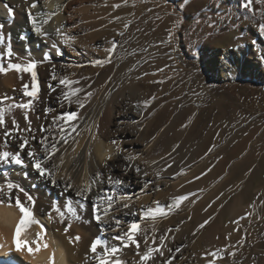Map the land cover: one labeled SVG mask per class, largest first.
<instances>
[{
  "label": "rangeland",
  "instance_id": "374dc122",
  "mask_svg": "<svg viewBox=\"0 0 264 264\" xmlns=\"http://www.w3.org/2000/svg\"><path fill=\"white\" fill-rule=\"evenodd\" d=\"M116 1L97 0L95 3H88L87 19L96 21L104 18L109 14L103 9L105 2H113L112 5H114L118 4ZM147 1L151 3L150 7L140 12L141 4ZM52 2L57 6L55 11H41L40 13L47 15L36 16L43 32L47 33L46 36L56 28L53 23L59 14V7L72 4L74 0L45 1L47 6H50ZM243 3L244 0H126V16L129 18L126 19L128 25L126 28V52L116 54L113 61L118 70L124 65H126V70L123 72L117 70L118 73L108 82L109 88L105 92L103 103L96 111L93 107L84 113L80 109L78 110V105L75 102L71 104L75 106L72 111H78V117L82 116L83 122L90 113L101 114L112 104L123 101L121 97L124 95L126 106L139 109L141 113L140 118L127 123L128 127L137 130V139L143 148L145 147L144 152L133 153V157L137 155L136 157L141 161L144 158V163L156 159L159 162V176L156 178H159L161 183L165 180L168 181L180 171L186 172L185 176H182V180L187 179L195 172L187 185L182 188L181 194L179 193L180 195L193 194L187 199L188 202L192 201V210L198 205H204L205 198L203 196L205 193L209 194L213 191L211 189L213 185L210 182L212 187L209 183L206 184V180L210 171L215 168L214 156H217L221 150L226 149L234 141L245 143L241 155L234 161V164L251 159L252 172H257L258 176L253 186L252 200L245 202L239 208L238 215H234L232 208L227 210L222 222L221 234L210 233L205 238L200 237L204 228L198 230V226L203 223L201 219H205V214L211 209L210 203H207L208 205L196 215L189 232L180 233L184 223L179 224L176 229L172 227L170 232L164 227L165 220H161L159 227H156L157 225L151 218L152 221L149 218L139 217L140 221L137 222L140 225L148 223L147 225L150 226V231L147 233L149 236L147 243L149 244H144L145 238L143 237L145 236L142 233L137 232L135 236V239L140 243V254L146 251V247L155 246L150 245V239L155 236L156 243L159 244V237L164 235L166 236L165 248L168 244V249L173 251L176 248L181 249L176 253L178 264H205L206 260L202 258L204 253L217 249L221 250V255L224 258L216 260L215 264H264V33L259 31V25L264 24V0H253L249 8L243 7ZM119 8L112 7V10L117 11ZM34 9H31V12ZM0 12L4 18L8 17L6 8L1 9ZM52 13L55 15L51 16L49 23L43 24L42 20L47 19L48 15ZM76 16H79L78 21L83 18L80 14ZM23 19H25L24 16ZM142 22L144 25L142 32L146 34V39L144 42H139L140 30L137 27ZM132 26L136 27V31L129 37ZM57 28L60 29V36L67 33L66 24H57ZM75 30L77 29L73 27L72 31L75 32ZM169 33H171V38ZM11 34L14 33L11 32ZM46 36L41 37L45 39L43 41H47ZM120 40V38H115L113 41L118 43ZM80 49L73 52L66 48L57 59L58 66L68 70L71 64L80 61L82 57L87 59L84 47H80ZM80 51L83 53L81 54ZM28 52L23 51L19 56H24ZM5 54L7 55V51ZM22 56L16 59L13 55L11 62L23 64ZM5 60L9 62L8 57ZM35 63L37 64L36 71H39L42 62L36 61ZM144 73H148V75H144ZM152 81H156V83ZM58 85L57 90L60 89L61 94L66 91L63 85L59 83ZM42 89V82H39V93L41 94H43ZM40 96L42 97V95ZM153 96L155 99H152ZM26 99L27 97L11 96L3 105H0L6 112V124L0 126V141L5 137L6 129L12 128V119L24 114V110L19 108L13 107L9 111L10 105L26 102ZM41 101L42 99H38L37 102H34L33 112L35 121L38 123L31 122L32 128H41L45 122L44 118L50 114L49 112L46 115L44 110H40ZM145 101H150V103L145 106ZM62 102L69 105L66 101ZM22 128H27L26 122ZM167 128H172L171 137L169 134H164ZM116 144L123 155L131 154L132 156V152H129L122 143L123 146L120 144V140H116ZM113 145L115 150L117 145L114 143ZM150 147H153L151 152L149 151ZM0 150L5 149L0 147ZM138 153L140 154L138 155ZM187 158L189 161H185ZM187 162L189 165H186ZM168 165L171 167H167ZM25 167V162L23 166L0 163V188L4 189L3 198H7L8 183L22 188L21 184L15 180V173L24 170ZM209 169L211 170L208 171ZM186 170H191V172ZM231 170L232 165L227 166L221 179H226ZM173 172L176 173L173 174ZM201 173L206 174L202 176ZM28 175L24 178L26 181V190L24 191L28 195L31 193L32 201L26 203L24 193L20 192L19 194L22 196L20 199H24L26 207L32 206L35 209L40 202L39 208L46 210L48 216L54 215V212L58 213L54 204L49 209V205L42 203L39 197L43 192V196H47L48 193L45 189L40 190L39 183L33 180L30 173ZM186 176L187 178H185ZM29 177L31 179H28ZM58 178L63 180L65 176L61 175ZM173 182H171L172 185L179 183V181ZM161 189L162 187L157 189L156 193H159ZM16 190L18 191V189L13 190L14 193ZM141 190L135 192L121 190L117 193L120 195L116 194L114 198L122 204L129 203L134 206L139 214L150 206L155 207L153 201H159L161 206L163 203V206L169 204V201H165V203L161 199H157L152 192H141ZM179 194L178 196H180ZM122 195L130 196L131 199L121 200L120 196ZM53 203L62 210L61 206L63 207V205L59 204L57 197H54ZM6 205L8 204L6 203ZM6 205L3 204V206ZM12 205H15L14 202ZM145 219L148 221L146 222ZM66 220L62 222V225L53 221L52 225L62 228L65 232V227L70 223V235L68 234L69 230L65 234L68 237V243L73 245L77 241L73 239L72 242L69 238L73 227H78L79 224L77 220L69 217ZM119 221L118 228L115 227L116 224L113 225L114 237L116 234L121 236L129 230L130 223L122 219ZM45 228L44 233L47 237L48 228L51 227L45 226ZM79 235L75 234L72 238ZM79 237L78 242H83L81 235ZM242 238L244 239L242 240ZM93 239V237L86 239L85 256L87 253L89 254L86 257H81L82 260L77 264H97V261L90 259L92 253L88 251ZM114 240L116 241V239ZM117 241L121 246V241L120 244L119 240ZM229 245L232 247L224 251ZM121 250L124 255L123 261H126L127 264H139V255L135 245L121 247ZM233 251L236 253L235 256L229 255ZM7 258L9 259L7 256L0 257V260L8 261Z\"/></svg>",
  "mask_w": 264,
  "mask_h": 264
},
{
  "label": "bare ground",
  "instance_id": "6f19581e",
  "mask_svg": "<svg viewBox=\"0 0 264 264\" xmlns=\"http://www.w3.org/2000/svg\"><path fill=\"white\" fill-rule=\"evenodd\" d=\"M45 1L46 0H37V7L34 9V11H32V13L36 14L40 13L41 11L44 12L46 10H56L57 6L54 2H52L50 6H47ZM96 1L97 0H74L72 4L62 5L61 7H59V14L53 25L57 28V24H66L68 27L67 33H65L63 36H60L56 31L57 29L53 27L54 31L50 35L45 37L47 38V41H43L45 39L41 38L42 36L37 35L33 31L32 24L30 23L28 18L30 5L32 4L33 0H0V11L1 9L5 8V2H7L8 5L13 7L14 9V18L12 20H10L9 17L4 18L0 12V24L4 25L3 35L5 38L4 42L0 44V53L4 54L2 63L5 67L8 64V61L5 60L7 58L5 52L8 50L9 46L11 47V50L16 59L22 56H19L21 52L29 51L26 55L22 56L23 64L36 61L42 62V65L40 64L41 69L37 71L38 83L42 82L43 85V94L39 93V99H42L40 110L45 111L49 108L53 109V111L50 112L49 116H46L44 118L45 120H43L45 121L43 122V126L46 129H48V126L52 123L53 116H58L61 112H68L75 109L74 105L69 106L64 103L63 107H61L60 101L62 94L59 92L60 89L57 90L60 79L67 77L71 80H77L79 81V84L73 85V87L83 88L85 92H93V95L85 103V107L80 109L81 112L87 113V111H89L93 107H95V111L100 108L101 104L103 103L105 92L109 88L108 82H110V80L115 77L118 71L123 72L126 70V65L118 70L117 66L113 62L114 58H116V54L120 52H126L127 34L125 25L126 19L128 18L126 16V2L125 0H117L116 2H118V4H121V7L117 11L112 10L111 5L113 2H105L103 9L109 12V14H107L100 20L89 21L87 19V9L89 5L88 3H95ZM103 1L105 0H102V2ZM150 5L151 3L149 1L144 4L142 3L140 12L141 10L143 11L144 9H148ZM79 14L82 15L83 18L78 21L77 19H79V16L76 15ZM23 16L25 17V19H23ZM116 17H119V19H115ZM37 23L40 24L39 22ZM143 26L144 25L142 22V24L137 27V29H139L141 32V34L139 32L138 36L139 42H144L146 39V34L142 32ZM73 27L77 29L75 30V32L72 31ZM135 28L136 27L132 26V31L129 33V37L134 35L136 31ZM11 32H13L14 34L12 35ZM119 33H122V35ZM115 38H120L121 40L118 41V47L111 54V62H105L102 65L97 64V61H106L108 59L109 53L106 51V49L111 48L112 42L113 40H115ZM66 39H69L68 43H65ZM80 47H84V50L86 52L84 53L87 55V59L82 57L80 61H76L75 63L71 64L68 70H66V68L65 70L61 69L58 66L57 61V59H59L61 55V52H64L66 48H69L71 51L76 52L78 51V49H80ZM53 59H55L56 61L53 62ZM53 65H55L54 69ZM53 74L56 75V80L51 79ZM22 75L23 80H21L19 78V74L14 71H9L7 75L0 74V96L3 97L4 95H7L8 98H10L11 96L19 98L24 97L22 95L21 84H30L31 79L30 75L27 73H24ZM49 84L56 86L55 92L50 93L48 87ZM136 89L134 90L136 91ZM40 95H42V97ZM79 95L83 100L84 93L82 92ZM58 98H60L59 101ZM121 98H123L122 100L124 102L121 101L117 102L116 104H112L109 109L104 110L101 114L93 112L90 113V115L87 116L85 121L83 122L82 116L79 117V122H69L78 124V131L80 135L76 136L75 133H72V136L75 137L78 143L73 144L72 139L70 138L68 144H58L57 146L60 150L44 165L46 168L53 172L55 183H53L52 179L48 176H41L34 169L33 160L27 155L29 150L34 149L38 156L44 157L45 151L44 147L40 144V138L41 136H48L50 139L52 137H56L58 139L59 133L57 132L55 125H53L51 129L45 132H41V128L37 127L32 128L31 132L15 133L16 136L23 135L25 138L29 139V145L23 151H20L18 147L19 143L21 142L20 139H9L7 145L4 144L5 137L1 139L0 147L12 152L20 151V155L25 162L26 167L24 170H16V182L20 183L22 189L26 190V181L24 180V178L25 176H29L28 174L30 173L33 180L39 183V187H37L40 190L45 189L48 193L47 196H43L44 192L42 193L43 195L41 194L40 197L38 196L39 198H41L40 200L42 201V203L49 205L48 208L53 206V204L56 207L57 205L53 203V199L54 197H57L58 202H60L59 204L63 205V207L61 205L59 206H61L62 211L65 213V216L62 220L60 214L55 213L54 211V215L48 216V213L46 214V210L39 208V206H41L40 202L38 207H36L35 209H33L32 206L29 207V209L33 213V217L36 223H33L22 234V238L24 240H27L31 244L33 249L36 248V243H34L35 241L38 240L40 244L39 251H34L30 254L26 248L22 251H17L13 243L15 227L21 215L19 209L14 207L15 205L8 206L6 205V203V206H0V244L3 245V247L0 248V257H9V259L7 258L8 261L0 260V264H6V262L7 264H50V257H53V254L54 264H77L80 260H82L81 257L83 258L87 251L86 239H90L92 237L94 239L99 237L103 240H106L109 246H119L117 243L118 241L116 240V242L113 238L115 231L112 229H114L113 225H115V220L122 219L127 223L137 222L140 221L138 220L139 217H144L142 216L143 211L141 212V214H139L132 205H130V207L128 208H124L122 207V202H119L114 198L115 202L112 209H110L108 216L102 215L101 224H98L93 218V202L97 197H103L105 195V190H108L109 195H113L114 197H116V194L121 190L123 192H135L137 190L143 189L146 182H150L148 184V189L145 190V192H152L157 197V199H161L164 202L169 201L170 203L173 198L178 196L179 193L181 194L182 188L187 185V183L192 178L193 173L195 172H193L190 176L188 175V178L186 176L185 178L187 179H184L183 177L184 180H182L181 178L186 172L180 171L174 177H171V172V178H169L168 181L165 180V182L167 183L163 182V184L161 183V180L159 178H156L157 173L159 172V162L156 159L148 162L145 161L144 163V158L142 159L143 161H141L138 159V157H136L137 155L133 157V153L135 154L136 152H144L145 147L143 148V146L137 139V130L130 126L128 127L127 123L133 121L136 118H140L141 113L139 109H135L131 106L129 107V105L126 106V98L124 95H122ZM83 116L85 115L83 114ZM28 118L31 122H33V124L38 123L35 121V115L33 111L29 112ZM15 120L20 125V128L23 129L22 126L25 124L24 114L17 116ZM95 125H98V130L96 129ZM90 128L92 133L95 135L94 139L90 137ZM171 129L172 128L165 129L164 134H169V137H171ZM33 137L35 138L33 139ZM116 140H120V144L122 143L124 147L129 150V152H132V156L131 154L127 156L123 155L122 151L117 152V147L114 150V145L112 142ZM244 144L245 143L243 142L237 143L234 141L226 149H223V151L221 150L217 154V156H214L216 165L215 168L210 171L206 180V184L210 182L211 185H213L212 187L209 183V185L212 187L209 188H211L213 191L209 194L205 193L206 197L205 195L203 196L205 198L203 200L204 205H198L194 210H192V201L188 202V200H185L181 203L179 208L167 210V215L165 217H157L155 219L156 221L153 222L157 225L156 227H159V223L161 220H165L164 227L167 231H169V229H171L172 227L176 229L179 224L184 223V225L181 227L180 233L189 232L191 223L196 218V215L201 210H203L206 205H208L207 203H210L211 209H209V211L205 214V219H201V221L203 222L205 220H209V223L202 230L200 237L205 238V236H208V234L210 233H213L214 235H217L218 233L221 234L222 222L224 220V217L226 216L227 210L232 208L234 215H238L239 208H241V206L245 202L252 200L254 190L253 186L256 178L258 177L257 172H252V161L250 162L251 159H248L242 163L234 164V161L238 158L239 155H241L240 153ZM115 145L117 144L115 143ZM73 147H75V151H73ZM152 149L153 147H150L149 151L151 152ZM139 154L140 153H138V155ZM108 155H111L112 157L110 160L107 159ZM61 156H63L64 161L62 165L60 164ZM125 157H131V159H125ZM187 159L185 161H189V159ZM53 165H57L58 167L53 168ZM186 165H189V163ZM231 165V173L226 179L222 180L221 178L227 166L229 167ZM137 167L140 169L139 172L136 171ZM19 168L21 169V167ZM189 171L191 172V170ZM98 173L101 174V181H96ZM145 173L147 175H145ZM175 173L176 172H173V174ZM61 175L65 176V179H59L58 177H60ZM109 177H111L112 181L119 179L123 183L121 185H115L113 183L110 188ZM28 179L31 178L29 177ZM173 181H179V183L177 182L176 185H172L171 182ZM89 184H91V190L85 193V196L82 197L77 195L78 192H80L82 189H85ZM190 185L193 186L192 184ZM194 185L196 184L194 183ZM160 187H162L161 191L159 193H156V190ZM36 192L40 193L39 191ZM21 200L24 201V199L22 198ZM25 200L27 203L26 197ZM103 206L106 205H102V207ZM70 208L75 210L79 214L80 219H77L72 215L71 211H69ZM172 211L175 213H173ZM68 217L74 219L75 221L77 220V223L79 224L78 227H73L71 237L75 234H80L83 242H74L75 244L73 245L69 244L68 237L65 234L64 230L57 226L55 227V225H52L53 221L62 225V222L65 221ZM210 217L211 219H209ZM149 220L151 219L149 218ZM147 224L140 225V228L137 232L142 233L145 236V234L150 231V226H148ZM45 226L51 227L48 228L49 231L47 232V237H45L44 233L46 231ZM102 226L105 231H101ZM69 232L71 231L69 230L68 234ZM115 236L117 237L118 235L116 234ZM147 237L149 238L148 234ZM44 244H47L46 248L43 246ZM151 244H153V239H150V245ZM168 247L169 245L167 244L165 248V257L173 255V253L167 251ZM173 252H175V250ZM118 255L120 259L123 260L124 255L122 250H120ZM91 257H93V254L91 255ZM91 257L90 259H92ZM177 257L178 256L175 253V258L172 260V264L179 263ZM147 264H162V258L158 255H154L153 260H150L149 262H147Z\"/></svg>",
  "mask_w": 264,
  "mask_h": 264
},
{
  "label": "snow or ice",
  "instance_id": "6c2138e0",
  "mask_svg": "<svg viewBox=\"0 0 264 264\" xmlns=\"http://www.w3.org/2000/svg\"><path fill=\"white\" fill-rule=\"evenodd\" d=\"M126 2V0H125ZM253 0H244L243 7L249 8L252 4ZM4 7L7 9L8 17L10 20L14 18V9L13 7L9 6L7 2L4 3ZM37 7V0H33L32 4L30 5L29 9V21L32 24L33 31L40 36H46L47 33L43 32L41 24L37 23L36 16L37 15H47L44 13H36L33 14L31 12V9ZM114 9L121 7V4H114L112 5ZM55 15V13H52L51 15H48L47 19H43L42 23L47 24L49 23L51 16ZM115 19H119V17H116ZM128 25H125V28H127ZM3 28L4 25L0 24V44L4 42V35H3ZM57 33L60 32V29L57 28ZM259 31L261 33H264V24L259 25ZM122 35V33H119ZM169 37L171 38V33H169ZM70 39V38H69ZM69 39L65 40V43L69 42ZM118 47V43L116 41L112 42L111 48L106 49V51L109 53V57L106 61H97V64H103L105 62L110 63L111 62V54L115 51V49ZM195 54V53H194ZM3 55L0 53V74L7 75L9 71H14L17 74H19V78L23 80L24 73H27L30 75L31 83H22L21 89H22V95L24 97H27L26 102H20L10 105L9 111L14 108H19L24 110V119L27 123V128H20V125L15 120V118L12 119V128L6 129L4 136V144L7 145L9 139H20L21 142L19 143L18 147L20 151H23L28 145H29V139L25 138L23 135L16 136L15 133H24V132H31L32 131V125L31 121L28 118L29 112L34 110V102H37L39 99V83H38V74L36 71L37 64L35 62H29L27 64H21V63H12L11 58L14 55L11 47L9 46L7 50V57L9 58V62L7 66L5 67L2 63ZM47 59V58H46ZM55 68V65H53V69ZM162 71V69H161ZM144 75H148V73H144ZM51 79L56 80L57 77L55 74L52 75ZM137 79H140V77H137ZM153 83H156V81H152ZM59 84L63 85L66 91L62 92V101H66L69 106L75 102L78 105V110L85 107V103L87 100L93 95V92L87 91L85 92L83 88L80 87H73V85L79 84V81L77 80H71L67 77H64L59 80ZM49 91L55 92L56 86L49 84ZM90 87V85H89ZM84 93L83 100L80 97V93ZM75 98V99H73ZM9 98L7 95H4L3 97H0V105H3ZM152 99H155L153 96ZM60 98H58V101ZM61 102V107H63V102ZM150 103V101H145L144 104L147 106ZM53 111V109L49 108L45 110V114ZM78 111H68V112H61L58 116L52 117V123L48 126V129H46L43 125H41V132L48 131L52 128L53 125L56 126V130L59 133L58 139L56 137H52L51 139L48 136H41L40 138V144L44 147L45 155L44 157H40L36 154L35 150H29L27 155L29 158L33 160V167L34 169L41 175V176H48L52 179V182L55 183L54 175L51 170L46 168L44 165L45 163L50 160L55 154L60 150L58 148V144H68L69 139H72V143L76 144L78 141L75 139V137L72 136V133H75L76 136H79L80 133L78 131V124L77 123H69L73 121H78ZM6 124V112L5 110L0 107V126H4ZM96 129L98 130V125H95ZM90 137L92 139L95 138V135L92 133L91 128L89 129ZM35 137H33L34 139ZM155 139V137H153ZM112 143H116V141H113ZM178 147V145H177ZM20 151L12 152L8 150H0V163L4 164H10V165H19L23 166L24 161L21 158ZM73 151H75V147H73ZM121 151L119 146L117 145V152ZM211 151V149H209ZM111 155L107 156V159H111ZM125 159H131V157H125ZM63 156L60 158V164H63ZM57 165H53V168H57ZM168 167H171V165H168ZM209 169L208 171H210ZM136 171L139 172L140 169L137 167ZM206 174V173H202ZM145 175H147L145 173ZM157 176H159V173H157ZM196 179H199V177H196ZM96 181H101V174H97ZM115 185H121L123 182L119 179L112 181L111 177H109V187L111 188L112 184ZM150 182H146L144 184V188L142 191H145L148 189V184ZM70 187V185H69ZM7 199L0 198V205H3L5 203L8 204V206H12L13 202L15 204V207L19 209V212L21 213L20 219L15 227V232L13 235V243L16 247L17 251H22L23 249H27V251L31 254L34 251H39L40 244L39 241H35L36 248L33 249L31 244L22 238V234L33 224L36 223L33 217L32 211L26 207V204L24 201L20 199V192L24 193V196L27 198V201H32V197L28 195L27 192L24 191V189L19 188L18 185L8 183L7 184ZM14 189H18L15 193L13 192ZM91 190V184H89L85 189H82L80 192L77 193L79 196H85V193L89 192ZM114 191V189H113ZM190 195H193L191 193L186 195H180L172 199V201L166 205L161 206L159 201H153V204L155 207H148L147 209L143 210V216L145 218H151L153 221L157 217H165L167 215V210H173L180 207L181 203L189 198ZM4 196V189L0 188V197ZM121 200H130L131 197L127 195L120 196ZM114 196L108 194V190H105V195L103 197H97L96 200L93 202V218L98 223L101 224V216H108L110 209H112L114 204ZM102 205H106L103 206ZM211 206V205H209ZM122 207L128 208L130 207L129 203H123ZM102 208V210H101ZM143 209V206H142ZM55 210L60 214L61 219H64L65 213L58 207H55ZM71 211L72 215L76 217L77 219H80L79 214L73 210L69 209ZM211 219V217L209 218ZM209 223V220H205L203 223H201L198 226L199 229H203L207 224ZM115 224L118 227L120 224V221L118 219L115 220ZM71 227V224L69 223L65 227V232L69 230ZM140 228L139 222H132L129 225V230L124 233L121 236L114 237V239L121 241V246H109L108 242L106 240H103L99 237L93 240V242L90 245L89 251L93 254L92 259L97 261V264H126L125 261L121 260L118 253L121 250V247H130L135 245L137 249V254L139 255V264H147L149 260H152L154 255H158L162 258V264H172V260L175 258V253H178L181 251L180 248H176L175 252H173L172 249H167L168 252L173 253L172 256L165 257V239L166 236L162 235L159 237V244L156 243L155 238H153V245L155 246H148L146 251L143 252V254L139 253L140 243L138 240L135 239V236L137 234V231ZM101 231H105L103 226L101 227ZM171 231V229H169ZM71 240L79 241L80 237L76 236L74 238L70 237ZM244 238H242L243 240ZM148 242L147 234H145V244ZM45 248L47 247V244L43 245ZM242 246V245H241ZM3 245L0 244V248H2ZM229 247L232 246H226L224 251H227ZM235 252H230L229 255L235 256ZM211 257V259H209ZM206 260V264H215L216 260L223 259L224 257L221 255V250L217 249L212 252H205L203 257ZM7 264V262H6ZM50 264H54V254L53 257H50Z\"/></svg>",
  "mask_w": 264,
  "mask_h": 264
}]
</instances>
